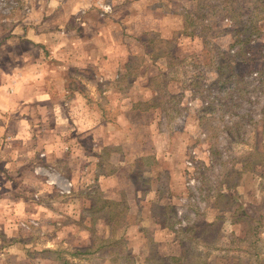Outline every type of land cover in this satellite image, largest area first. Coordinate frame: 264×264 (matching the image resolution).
<instances>
[{"label":"clouds","instance_id":"9594fccd","mask_svg":"<svg viewBox=\"0 0 264 264\" xmlns=\"http://www.w3.org/2000/svg\"><path fill=\"white\" fill-rule=\"evenodd\" d=\"M0 264H264V0H0Z\"/></svg>","mask_w":264,"mask_h":264}]
</instances>
